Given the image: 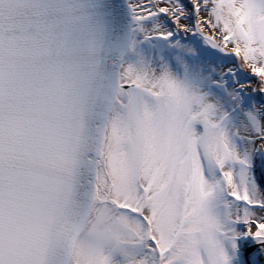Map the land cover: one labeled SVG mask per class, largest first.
Returning a JSON list of instances; mask_svg holds the SVG:
<instances>
[{
	"label": "snow or ice",
	"instance_id": "snow-or-ice-1",
	"mask_svg": "<svg viewBox=\"0 0 264 264\" xmlns=\"http://www.w3.org/2000/svg\"><path fill=\"white\" fill-rule=\"evenodd\" d=\"M0 264H264V0H0Z\"/></svg>",
	"mask_w": 264,
	"mask_h": 264
}]
</instances>
